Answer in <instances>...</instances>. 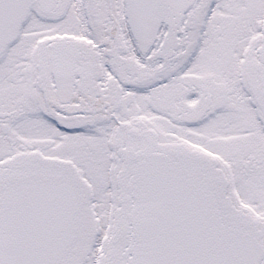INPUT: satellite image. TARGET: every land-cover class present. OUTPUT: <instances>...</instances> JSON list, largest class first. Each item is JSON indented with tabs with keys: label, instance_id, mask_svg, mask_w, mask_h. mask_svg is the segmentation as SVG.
I'll return each instance as SVG.
<instances>
[{
	"label": "snow or ice",
	"instance_id": "6c2138e0",
	"mask_svg": "<svg viewBox=\"0 0 264 264\" xmlns=\"http://www.w3.org/2000/svg\"><path fill=\"white\" fill-rule=\"evenodd\" d=\"M0 264H264V0H0Z\"/></svg>",
	"mask_w": 264,
	"mask_h": 264
}]
</instances>
